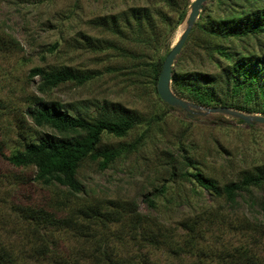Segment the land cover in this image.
Segmentation results:
<instances>
[{
    "label": "rangeland",
    "instance_id": "rangeland-1",
    "mask_svg": "<svg viewBox=\"0 0 264 264\" xmlns=\"http://www.w3.org/2000/svg\"><path fill=\"white\" fill-rule=\"evenodd\" d=\"M216 5L217 0H208L197 22L209 24V16L218 17ZM141 9L145 12L138 21ZM166 14L174 17L162 0H0V148L4 155L17 149L23 127L25 133L35 132L37 142L62 136L34 125L27 109L35 96L60 102L75 117L88 120L131 116L137 126L122 138L105 133L102 146L115 148L142 137L139 150L105 170L88 160L78 174L90 198L135 199L142 214L169 231H163L169 246L126 254L128 248L126 256H137L136 264H218V254L245 247L251 256L264 257V185L249 188L230 206L185 176L201 171L223 186L256 174L264 168V125L249 126L220 113L205 115V110L184 111L160 98L156 63L163 66L186 28V21L179 24L168 44ZM196 27L174 72L218 74L220 64L230 61L211 60L209 51L199 48L205 43L202 28ZM247 44L259 49L254 39L226 43L239 53ZM34 68L70 69L92 79L81 86L66 83L42 92L41 79L29 76ZM173 82L172 77V89ZM3 154L0 174L25 179L7 192V200L49 204L57 190L34 182L36 169L14 168ZM173 163L178 165L175 177L170 174ZM187 218L202 227L195 244L187 245L190 238L178 228ZM198 250L203 252L199 255Z\"/></svg>",
    "mask_w": 264,
    "mask_h": 264
},
{
    "label": "trees",
    "instance_id": "trees-1",
    "mask_svg": "<svg viewBox=\"0 0 264 264\" xmlns=\"http://www.w3.org/2000/svg\"><path fill=\"white\" fill-rule=\"evenodd\" d=\"M162 1L174 15L172 18L166 14L165 18L169 44L177 26L185 20L192 0ZM216 11L219 16H209V24L197 22L195 26L202 28L205 43H200L199 48L209 51L211 60L219 57L230 62L220 64L222 71L218 74L173 72L175 94L204 107H230L249 114H264V0H217ZM143 12L145 9L136 14L138 21ZM237 39L246 42L254 39L259 49L248 48L247 44L243 52H234L226 43ZM156 64L158 79L162 62ZM29 76L41 79L42 92L66 83L81 86L92 79L91 75L70 69L34 68ZM27 114L36 127H50L62 136L37 142L35 132L25 133L23 127L18 138L22 142L17 149L4 155L0 148V153L14 168L36 169L34 182L47 189L55 188L57 193L46 205L9 201L7 192L14 191L25 179L0 174V264H136L137 256L126 254L161 250L170 245L163 234L168 230L142 214L135 199L90 198L78 178L81 166L88 160L98 162L100 169L105 170L123 155L139 150L142 137L115 148L102 146L105 133L125 137L137 126L136 119L127 115L92 120L75 117L62 103L38 96L30 101ZM71 134L73 138L68 137ZM177 170L178 165L173 163L171 177L178 174ZM185 176L195 179L199 186L230 206L249 188L264 185V168L245 175L237 184L223 186L201 171ZM148 203L152 204L150 199ZM199 223L194 218L179 222L178 228L190 238L185 242L187 245L191 241L195 244L200 236ZM128 248L130 252L125 254ZM205 255L208 257L207 252ZM217 257L218 264H264V257L251 256L245 247Z\"/></svg>",
    "mask_w": 264,
    "mask_h": 264
},
{
    "label": "water",
    "instance_id": "water-1",
    "mask_svg": "<svg viewBox=\"0 0 264 264\" xmlns=\"http://www.w3.org/2000/svg\"><path fill=\"white\" fill-rule=\"evenodd\" d=\"M208 0H193L190 12L185 17L186 28L180 35L176 44L172 47L171 51L165 58L162 66V71L159 77V82L157 86L158 94L160 98L168 104L170 107L182 109L188 111L191 108L196 110H205L207 114L210 113H220L225 114L234 118L241 120L243 123L252 126L255 124L264 125V116L259 114L248 115L241 111H236L227 107L203 109L201 106L194 103L188 102L183 98L177 96L172 89V77L175 67V62L183 51L189 37L197 24L200 14L204 8V5Z\"/></svg>",
    "mask_w": 264,
    "mask_h": 264
}]
</instances>
